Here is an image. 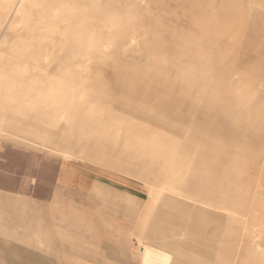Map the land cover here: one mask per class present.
<instances>
[{
    "label": "rangeland",
    "instance_id": "374dc122",
    "mask_svg": "<svg viewBox=\"0 0 264 264\" xmlns=\"http://www.w3.org/2000/svg\"><path fill=\"white\" fill-rule=\"evenodd\" d=\"M1 187L66 264H264V0H0Z\"/></svg>",
    "mask_w": 264,
    "mask_h": 264
},
{
    "label": "crops",
    "instance_id": "0c3cea01",
    "mask_svg": "<svg viewBox=\"0 0 264 264\" xmlns=\"http://www.w3.org/2000/svg\"><path fill=\"white\" fill-rule=\"evenodd\" d=\"M7 93L6 89L2 91ZM25 95L37 96V93H26ZM47 108L44 109V111ZM103 195L106 189L101 190ZM1 264H66L70 260L71 251L64 244L61 248L59 243L55 242L54 232H47L39 235L38 231L44 229L38 222V216L22 214L23 203L31 202V195L23 194L21 190L7 189L1 187ZM38 201L37 199H32ZM45 206L46 201H39ZM26 206V205H25ZM195 231L200 230L198 226H194ZM69 238L67 231L66 237L62 235V243L65 238ZM196 249H204L207 255H210L208 246L210 242H200L192 239ZM45 246L39 249V246ZM61 255L59 256L58 254ZM63 254L65 256H63ZM79 264H85V258L82 256ZM61 262V263H60Z\"/></svg>",
    "mask_w": 264,
    "mask_h": 264
},
{
    "label": "bare ground",
    "instance_id": "6f19581e",
    "mask_svg": "<svg viewBox=\"0 0 264 264\" xmlns=\"http://www.w3.org/2000/svg\"><path fill=\"white\" fill-rule=\"evenodd\" d=\"M47 70V69H46Z\"/></svg>",
    "mask_w": 264,
    "mask_h": 264
}]
</instances>
